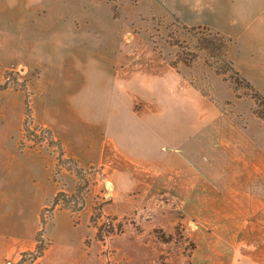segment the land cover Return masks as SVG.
Here are the masks:
<instances>
[{"label": "crops", "instance_id": "crops-1", "mask_svg": "<svg viewBox=\"0 0 264 264\" xmlns=\"http://www.w3.org/2000/svg\"><path fill=\"white\" fill-rule=\"evenodd\" d=\"M240 6L231 8L242 14ZM13 11L14 0H0V83L10 71L26 82L34 92V127L50 129L66 157L93 171L86 208L99 196L129 200L137 211L161 207L180 214L185 241L158 240L164 247L158 259L167 255L168 264H264V120L251 106L234 94L221 95L216 85L214 98L205 95L192 84L191 67L173 68L150 46L110 50L107 61L80 66L79 79L56 90L42 71L28 77L24 62L8 61L3 29ZM245 30L250 43L240 47L238 38L219 31L256 63L264 37L253 22ZM9 94L23 96L20 142L25 93L0 90ZM12 107L0 105V114ZM57 165L46 143L23 152L19 143L0 144V264L36 250L42 213L63 184L75 194L78 178L63 169L62 183L54 181ZM91 211L76 223L71 210L56 209L43 236L50 245L33 264H81L77 246L91 259L86 240L95 242L98 233L90 227ZM188 242L194 243L190 252Z\"/></svg>", "mask_w": 264, "mask_h": 264}, {"label": "rangeland", "instance_id": "rangeland-1", "mask_svg": "<svg viewBox=\"0 0 264 264\" xmlns=\"http://www.w3.org/2000/svg\"><path fill=\"white\" fill-rule=\"evenodd\" d=\"M233 4L241 5L242 14L234 12ZM250 22L256 24L260 36L264 37V0H14L13 22L3 29L6 36L3 50L11 58H8L9 62L25 63L28 68L26 76L42 71L46 82L57 90L59 84L64 88L79 79L78 72L76 74L75 71L80 66L89 62L107 61L110 50L137 46L154 48L156 44L165 59L175 60L180 49L168 43L169 34L173 32L192 51L199 53V58L190 71L191 81L198 89L214 98L216 85L221 95H238L245 100L247 108L251 106L254 110L256 103L250 92L245 88L235 92L230 81L208 67L207 52L197 50L194 32L184 28L202 25L216 32L225 31L240 40V47L250 43L245 36V27ZM226 37L231 40L228 59L235 66L237 64L254 75L256 83L247 78L264 93V42L260 45L262 52L259 51L258 58L255 57V63L249 55L239 51L232 38ZM180 67L189 66L180 63L178 68ZM15 76L18 78L16 74ZM33 86H41V83L34 82ZM8 89L20 90L13 86ZM35 101L39 107L40 95H36ZM9 102H12V109L7 115L0 114V144H8L14 148L22 135L20 118L24 105L23 96L0 95V105ZM87 171L91 172L92 186L93 171ZM58 178L62 181L61 174ZM47 180H50L49 176ZM47 184L51 186L49 181ZM91 205L82 214L74 215L75 221L81 220L84 223L90 211L92 210L93 215L94 208L98 206L101 218L97 226L106 224L107 229L111 223L116 228L119 222L128 217L136 219L143 232H138L129 224L124 235H114L106 243L97 241V237L95 242L91 239V259H86L85 251L77 246L76 254L81 259V264H168L167 255L158 259V253L164 247L161 242L158 243L154 230L160 227L167 234L176 235V226L182 224L180 214L161 207L137 211L129 200L109 199L104 202L99 196ZM48 214L49 219L45 220L47 225L54 213ZM114 217L118 220H113ZM90 227L97 229L91 224ZM181 232L184 242V229ZM76 243H79L77 239ZM49 245L47 242V247ZM193 246V242H188L187 251L190 252Z\"/></svg>", "mask_w": 264, "mask_h": 264}, {"label": "trees", "instance_id": "trees-1", "mask_svg": "<svg viewBox=\"0 0 264 264\" xmlns=\"http://www.w3.org/2000/svg\"><path fill=\"white\" fill-rule=\"evenodd\" d=\"M115 18L117 19V15H115ZM184 28L190 29L194 32V38L197 41V50L207 52L206 65L208 67L213 69L216 74L223 76L226 81H230L235 92L241 88H245L250 92V96L256 103V108L253 112L256 116L264 120V93L257 89V87L247 77L243 76L236 68L235 63L228 59V54L231 50V40L222 33L213 31L208 26L200 25L193 26L191 28L184 26ZM168 43L171 46L178 47L180 49L175 60H168L173 68L178 69V65L180 63L191 67L198 60L199 53L192 51L187 43L176 37L173 32L169 34ZM154 49L159 52L162 57H164L163 53L158 49L156 44L154 45ZM191 82L194 84L193 81ZM10 86L20 89L25 93L26 111L23 123L24 138L19 142L20 151L23 152L27 148H35L46 143L49 145L50 149H53L57 153L58 165L54 175V181L60 184L62 183V181L59 180L58 175L61 174L63 169H66L70 173L76 175L79 180L75 194H68L65 190V184H63L62 189L52 202V206L43 211L42 229L37 235L38 245L36 250L34 252L25 253L19 262L14 263L23 264L26 255L35 254L36 257H42L47 249V247L43 244V236L47 228V223L44 218L46 212L54 213V211L58 208L68 209L71 210L75 216H77L86 209L87 199L91 187V172L83 169L76 159L66 157L62 142L55 140L50 129L34 127L33 105L31 100L32 94L29 91L26 82H20L15 76L14 71H10L6 74V82L3 84L0 83V90H7ZM237 97L240 98L238 95ZM136 214L137 212H135V215ZM100 218L101 211L97 206L94 208V214L91 217V225H94L98 229L97 241L101 243H106L107 239L114 235H124L126 232V226L129 224L133 225L138 232H143V228L138 224L136 219H129L128 217H125L123 222H119L116 228L110 223L106 229V224L97 226ZM113 220L117 221L118 218L114 217ZM76 223H79V220H77ZM182 230V224L179 223L176 226V235L167 234L164 229L160 227L156 228L154 231L159 241L169 244L174 241H177L178 243L182 242ZM86 245L90 247V239L86 240Z\"/></svg>", "mask_w": 264, "mask_h": 264}, {"label": "built area", "instance_id": "built-area-1", "mask_svg": "<svg viewBox=\"0 0 264 264\" xmlns=\"http://www.w3.org/2000/svg\"><path fill=\"white\" fill-rule=\"evenodd\" d=\"M49 212H46L45 215H44V218L45 220H48L49 219ZM43 244L45 247H47V242L45 240H43ZM40 259V257H36V255H26L25 256V261L23 264H33L35 262H37L38 260ZM14 264V263H13Z\"/></svg>", "mask_w": 264, "mask_h": 264}]
</instances>
